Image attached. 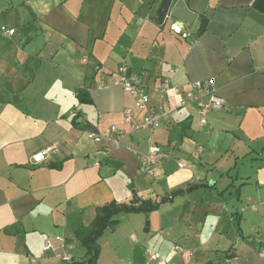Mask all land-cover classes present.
<instances>
[{
	"label": "crops",
	"instance_id": "1",
	"mask_svg": "<svg viewBox=\"0 0 264 264\" xmlns=\"http://www.w3.org/2000/svg\"><path fill=\"white\" fill-rule=\"evenodd\" d=\"M254 1L189 0L196 19L181 28L154 23L157 0H0V28L14 31H0V264H67L58 236L86 260L76 231L98 207L134 196L157 208L119 215L92 264H146L147 250L168 264H264V14ZM121 59L147 88L211 79L223 106L201 125L195 104L179 107L170 94L174 112L153 132L96 143L88 132L124 128L134 107L111 85ZM175 136L191 138L199 163L161 148L169 159L143 173L150 142L173 149ZM221 160L224 175L204 176L201 165ZM247 160L252 173L231 175Z\"/></svg>",
	"mask_w": 264,
	"mask_h": 264
},
{
	"label": "built area",
	"instance_id": "2",
	"mask_svg": "<svg viewBox=\"0 0 264 264\" xmlns=\"http://www.w3.org/2000/svg\"><path fill=\"white\" fill-rule=\"evenodd\" d=\"M0 31L4 36H10L14 33L12 29H7L4 26L0 28ZM82 62L87 63V59H83ZM177 72V68L171 70L173 74ZM213 84L214 82L211 79L204 82L195 81L184 88L166 77L161 80L159 85L147 88L143 83L142 76L132 74L128 67L122 63L118 67V78L111 79V85L120 86L124 92L129 94L133 98L134 107H128L123 112L124 128L112 125L102 133L90 131L88 137L96 143L102 142L118 147L125 138L137 131L148 130L153 132L160 126L163 118L174 112V109L168 105L170 94L179 97V107L191 103L195 104L199 122L201 125H205L207 114L211 111L220 110L223 106V100L215 93ZM150 93L156 96L153 107L151 106ZM139 159L141 171L150 175L155 166L169 159V155L158 144L150 142L146 153L140 154ZM178 167L183 168L184 162L179 161ZM55 239L60 244L56 256L62 262H70L72 260L73 245L60 236ZM51 246V240L46 238L44 249L48 250ZM146 253L148 258L146 264H168L160 259L157 254H153L149 250Z\"/></svg>",
	"mask_w": 264,
	"mask_h": 264
},
{
	"label": "trees",
	"instance_id": "3",
	"mask_svg": "<svg viewBox=\"0 0 264 264\" xmlns=\"http://www.w3.org/2000/svg\"><path fill=\"white\" fill-rule=\"evenodd\" d=\"M188 2L189 0H183ZM253 8L258 12L264 14V0H255ZM202 26L199 30L200 34L204 31V20L201 21ZM77 99L80 104L90 103V98L87 92L78 91ZM157 208V204L150 200L139 201L137 198L132 199L128 204H118L111 202L109 204L98 207L96 210V216L93 222L87 228H81L76 231V238L79 240L80 245L85 250L86 260L76 261L71 260L67 264H92L95 263L98 255V238L107 229H113L118 224L117 217L121 214L129 213H145L148 214Z\"/></svg>",
	"mask_w": 264,
	"mask_h": 264
},
{
	"label": "rangeland",
	"instance_id": "4",
	"mask_svg": "<svg viewBox=\"0 0 264 264\" xmlns=\"http://www.w3.org/2000/svg\"><path fill=\"white\" fill-rule=\"evenodd\" d=\"M125 1H126L127 4H131L133 6H135V4H136V0H125ZM133 15L137 16L135 14H133ZM134 16H132V19L130 17H128L129 22H130V20H132V22H131L129 27L132 26L133 28H136V26H137L136 21L138 19H136ZM133 32L134 31H132L131 34ZM116 47L118 48L119 46H116ZM134 50H135L136 53L139 50L138 43L135 45ZM120 61H119L117 66H119L121 63H123L122 59ZM170 140L172 141V143H174L173 149L172 148H168V146H166L165 143L164 144L160 143L161 144L160 147L163 148V149H170L171 152L173 151L175 153H179L180 157L182 156V158L185 161H189V160H195L196 161L197 160V162H198L200 155L197 154V152L195 150L196 147L194 146V143L191 140V138L175 136V137L171 138ZM213 143H215V140L213 141ZM259 144L260 143L256 142L255 146H259V148H260ZM256 166L257 165L254 164L253 167H250V162L248 160H247V162H243V163H241V161H238L236 168L232 169L231 175H235L236 172H239V174L240 173L241 174L252 173ZM227 168L228 167H224V160H221V161H219L217 163L208 164V165H206V163H205V164L200 166L201 171L203 170L204 176L206 175V176H212V177H220L221 175H224L227 172V171H225ZM240 206H241V204H240ZM243 207L248 208L249 206L248 205H244L241 208H243ZM241 208H239V209H241ZM146 224L148 225L149 222L147 221Z\"/></svg>",
	"mask_w": 264,
	"mask_h": 264
},
{
	"label": "water",
	"instance_id": "5",
	"mask_svg": "<svg viewBox=\"0 0 264 264\" xmlns=\"http://www.w3.org/2000/svg\"><path fill=\"white\" fill-rule=\"evenodd\" d=\"M151 18L159 26L170 20L183 28L190 25L196 19V15L183 0H157L151 11Z\"/></svg>",
	"mask_w": 264,
	"mask_h": 264
}]
</instances>
